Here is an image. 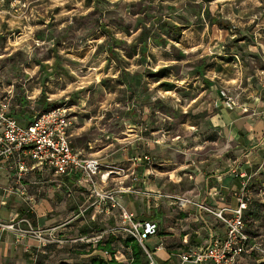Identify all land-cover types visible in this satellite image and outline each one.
I'll return each mask as SVG.
<instances>
[{
  "label": "crops",
  "instance_id": "0c3cea01",
  "mask_svg": "<svg viewBox=\"0 0 264 264\" xmlns=\"http://www.w3.org/2000/svg\"><path fill=\"white\" fill-rule=\"evenodd\" d=\"M139 3L151 5L147 0ZM144 9L136 16L149 11ZM140 31L134 32L137 36L133 42H137ZM241 34L235 37L225 33L221 44L216 42L214 52L210 51L213 55L210 61L203 58L189 66L192 71L186 77H179V67L175 66L176 82H184L186 87L164 81L167 76H153L144 86L149 79L146 69L158 65L150 62L152 43L133 48L136 43L128 40L133 35L125 34L127 39L116 37L127 43L116 49L120 54L118 62L123 57L129 60L117 65L118 74L120 70L129 73L117 80L127 92L123 90V94L116 95V102L128 110V117L120 119L118 115L114 123L117 129L112 132L106 130V123L96 122V127H90L87 118L71 129L73 148L87 158L98 160L101 173L109 175L106 182L100 176L95 177L97 190H122L119 201L124 207L140 220L159 224L156 236L160 240L152 244L153 249L148 248L157 261L176 264L181 253L205 246L211 233L225 236L222 222L202 211L198 204L230 214L239 207L243 195L247 203L243 212L246 229L253 239H264V62L261 61H264V42L251 43L246 38L247 32ZM1 35L0 32V60L8 50ZM215 37L218 39L217 34ZM37 39L41 44L48 40L40 35ZM133 60L136 64L131 63ZM27 69L25 74H29ZM8 70L0 74L2 83L13 77ZM33 70L34 75H25L21 84L24 88L15 90L11 112L20 118H35L39 114L34 106L43 98V95L37 97L42 88L32 97L29 82L41 80V85L54 79V74L48 73L54 71L48 60L37 62ZM102 83L105 85V81ZM152 84L155 87L148 88ZM224 88L248 111L241 107L216 108L214 102ZM168 92L179 99L161 95ZM25 183L29 195L35 199L34 210L22 197L9 195L7 205L0 207V219L9 221L20 215L29 217L36 226H60L59 236L74 241L38 248L31 238L17 243L13 233L0 232V264H86L88 257L101 254L98 249L87 254L91 248L78 239L88 237L90 232H83L95 227L106 229L119 225L120 217L118 210L111 215L97 214L93 185L79 174L51 173L32 175ZM7 184V173L0 170V186ZM3 195L0 189V201ZM180 199L190 200L192 204L180 207ZM243 257L242 264H264L263 256Z\"/></svg>",
  "mask_w": 264,
  "mask_h": 264
},
{
  "label": "rangeland",
  "instance_id": "374dc122",
  "mask_svg": "<svg viewBox=\"0 0 264 264\" xmlns=\"http://www.w3.org/2000/svg\"><path fill=\"white\" fill-rule=\"evenodd\" d=\"M140 1L0 0V9L3 10L0 11V32L8 44L6 56L0 60V74L8 68L7 72H12L14 78L5 79L3 83L0 78V92L11 85H14L17 92L20 91L24 88L21 84L25 75H34L32 73L37 62L48 60L54 67V71L48 73H53L54 79L41 85V80L30 81L28 90L32 97L36 95V90L42 88L43 94L39 92L37 97L43 95L47 101L51 99L49 104L64 102L67 106L74 105L71 110L73 127L79 126L87 118L90 127H96V122L102 125L106 123V130L112 132L117 129L118 125L115 124L118 115L124 119L129 113L116 102V95L123 94V90L127 92L117 80L124 73H129L120 70L118 74L117 65L128 63L129 60L123 57L120 62L118 59L110 61L106 53V44L110 40L103 27L115 37L127 39L121 29L129 26L136 32L137 19L142 17L132 13L150 7V17L146 21L148 31L162 35L164 42L150 46V62H158V65L146 69L145 75L149 77L145 81L146 87L153 74L163 67L171 73L164 81L176 82L178 73L174 70L175 66L179 67V77H186L192 71L189 66H194L203 58L210 61L213 56L210 51L214 52L216 42L221 44L225 33L240 37L241 33L247 32L249 42H264V0H147L151 5L139 4ZM96 5L97 10L94 12ZM175 17L177 21L173 20ZM167 25L169 29L165 28L166 32L171 31L168 35L161 32ZM134 32L131 33L133 37L128 39L130 43H136L133 42L137 36ZM38 35L48 38L45 44L40 43ZM131 63L136 64L135 60ZM25 68H29V74H25ZM102 81H105V85ZM176 84L186 87L181 81ZM153 87V84L148 86L151 89ZM161 95L179 99L172 92ZM74 98L76 102L72 101ZM34 109L39 110V114L44 112L37 105ZM91 117L93 120H90ZM163 134L167 135L165 132ZM169 222L174 224L173 221ZM159 240L156 236L145 244L153 249L152 244ZM255 241L264 245V239ZM242 258L239 257L236 264H242Z\"/></svg>",
  "mask_w": 264,
  "mask_h": 264
},
{
  "label": "built area",
  "instance_id": "2783aa9c",
  "mask_svg": "<svg viewBox=\"0 0 264 264\" xmlns=\"http://www.w3.org/2000/svg\"><path fill=\"white\" fill-rule=\"evenodd\" d=\"M219 94V99L214 102L216 108L235 110L241 107L248 111L237 103L228 90L220 89ZM14 98V85L0 92V170L6 171L9 180L5 187L0 186L4 193L0 207L7 205L9 195H18L30 203V209L34 210L35 199L29 195L25 183L32 175L79 174L81 179L94 186L97 214L111 215L118 210L120 224L117 228L113 227L78 240L97 244L103 241L106 235L119 229L140 243L150 260L149 264H157L145 243L158 234L159 224L152 220H140L134 212L124 207L119 201L122 190L98 191L95 177L100 176V179L106 182L109 175L101 173L98 160L87 158L73 148L70 137L73 127L71 110L74 106H67L65 103L43 112L26 126L20 124L11 113ZM239 200V207L230 214H226L225 210L215 211L204 204L197 205L202 211L214 215L222 222L226 229L225 236L218 237L211 233L205 246L181 253L177 264H236L239 257L253 253L264 257V245L253 240L246 232L243 212L247 203L243 195ZM187 204L192 202L186 199L178 201L180 207ZM59 228L60 226H36L29 217L20 215L12 217L9 221L0 219V232L13 233L17 243L31 238L38 243V248L66 245L74 241L59 236ZM104 255L109 256L108 252ZM116 257L119 260L124 259L120 253Z\"/></svg>",
  "mask_w": 264,
  "mask_h": 264
},
{
  "label": "trees",
  "instance_id": "16d2710c",
  "mask_svg": "<svg viewBox=\"0 0 264 264\" xmlns=\"http://www.w3.org/2000/svg\"><path fill=\"white\" fill-rule=\"evenodd\" d=\"M139 4H142V3H139ZM143 9H141V12H142ZM147 9H150V7H148ZM147 9H144V10H147ZM96 10H97V5H96V9H95L94 12H96ZM170 10H173V9H170ZM149 11L147 13H145L144 16L138 17V19H137V26H136L137 28L136 29L137 30H141V31H140V35H139V37L137 39L136 44H133V46H132L133 48H137L138 44H141L142 47H147L150 42L152 44L153 43L154 44H159L161 42H164L162 40L161 36H159L158 34L156 35V33H154V32L151 33V32L148 31V27H147L146 21L150 17ZM132 14L136 15L138 13L133 12ZM153 18H155V17H153ZM160 22L162 23V20H160ZM168 25H170V24H168ZM168 25L161 29L162 30L161 32H164L167 35L171 32L170 30H168L166 32L165 28H168ZM101 26H103V24H101ZM103 29L105 31L106 36H108V38L110 40L106 44L107 45L106 53L108 54L110 61L117 60L118 59V55L120 56V54H119V52H117L116 49L117 48H122V46H125L127 43L125 41L118 40L114 35L111 34L110 31H107V29L105 27H103ZM121 30H122L123 33H125L127 35H131V33L134 32L131 29V27H129V26L126 27V28H122ZM41 38L45 39L44 36H42ZM169 73H170L169 69L168 68H164V69H161L156 75H153V76L154 77H165V76H168ZM72 101L76 102L75 98ZM13 104H14V100H13ZM13 104H12V107H13ZM63 104H65V103L64 102L63 103H56L55 102V103L49 104L47 99L42 98L39 101V105L38 106H39L40 110H42L44 112H47V111H49V110H51L53 108H56L58 106H61ZM73 104L74 103H72V105ZM157 105H158V103H157ZM159 108L161 110H164V107H159ZM11 113L14 114L13 112H11ZM14 116L16 117V119L18 120V122L20 124H22V125L24 124L26 126L29 125L30 123H32V121L36 118V117L35 118H31V117L20 118V117H18L16 115H14ZM166 129L169 131V125H167ZM71 175H78V174H71ZM243 218H244V221H245V214L244 213H243ZM113 227L117 228L118 226L116 225V226H112L110 228H113ZM110 228H106V229L100 228V229H98L97 227H95L93 230L84 231L83 233L90 232L89 236H92L94 234L101 233V232H103L105 230H108ZM159 231H160V228H159ZM246 232L249 234L247 229H246ZM158 234H159V232H158ZM83 243L87 247L91 248L89 250V253H87V254H92V252L95 249H98V250L101 251V254L91 255L90 257H88V259L86 260L87 261L86 264H149V262H150V260H149V258L147 256L144 248L140 245V243L136 239H134L132 236H130L129 234H127V233H125V232H123V231H121L119 229H116V231H113V232L109 233L108 235H106L105 238L103 239V241H101V242H99L97 244L86 243V242H83ZM146 247L149 248L147 245H146ZM105 252H108L109 256H105L104 255ZM119 253L124 256L123 260L117 259L116 256ZM251 255L253 256V255H257V254L253 253ZM154 259H155V257H154ZM155 260H156V262L158 264H170L171 263L170 261L163 262V261H157V259H155Z\"/></svg>",
  "mask_w": 264,
  "mask_h": 264
}]
</instances>
